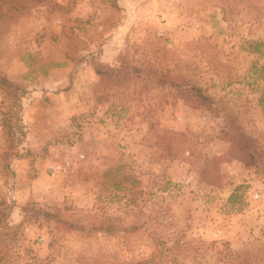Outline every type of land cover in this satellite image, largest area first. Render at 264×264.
Wrapping results in <instances>:
<instances>
[{
    "label": "rangeland",
    "instance_id": "obj_1",
    "mask_svg": "<svg viewBox=\"0 0 264 264\" xmlns=\"http://www.w3.org/2000/svg\"><path fill=\"white\" fill-rule=\"evenodd\" d=\"M50 4L22 15L0 6V72L24 88L14 150L0 96V202L11 205V224L33 200L83 229L31 225L19 250L43 264H217L215 245L264 264V176L225 160L221 188L201 178L228 151L222 126L264 167V46L250 47L264 43V0ZM123 59L193 81L224 115L189 108L139 72L127 83L101 82L95 63ZM157 131L184 133L185 150L171 158L152 146ZM105 220L122 230H91ZM131 227L138 230L123 231Z\"/></svg>",
    "mask_w": 264,
    "mask_h": 264
},
{
    "label": "trees",
    "instance_id": "obj_2",
    "mask_svg": "<svg viewBox=\"0 0 264 264\" xmlns=\"http://www.w3.org/2000/svg\"><path fill=\"white\" fill-rule=\"evenodd\" d=\"M51 1L52 0H0V6H9L11 12L15 15H22L30 8L39 5L49 4L51 9H55L56 7L50 4ZM263 46L264 43L258 42H252L250 44L251 50L254 53H260L261 47ZM94 69L96 74L101 77V82L106 85L112 83H127L133 80V74H138L139 72L144 74L145 78L155 86L168 88L175 99L182 100L189 108L209 113L215 118L224 115L223 109L207 94L203 87L191 80L173 75L169 70H164L151 64L145 67H138L129 62L125 63L124 59L119 67H111L96 62ZM136 76H140V74ZM23 94L24 88L21 84L11 82L5 74L0 72V96L2 98L1 105L4 110L1 112V126L9 150L16 149L18 145L20 120L17 116L19 109H21V98ZM220 130L225 138H227L228 151L224 157L213 158L202 168L201 178L205 184L217 188L223 186L224 176L221 173L219 165L225 160H239L249 169H253L257 174L264 176V167L256 158L248 142L238 135L227 131L226 126H222ZM151 131L156 133L152 125ZM155 136L157 141L153 143L152 146L163 148L171 158L176 156L174 152H183L186 148L185 141L187 136L184 133L166 132L165 135H160L157 131ZM175 140L178 141L175 143ZM132 180L134 184H137L136 180ZM132 188H135V185ZM11 210L12 207L7 201L0 202V264H22L23 262L24 264H43V261L39 260L30 249L23 248L22 251L19 250L20 247H18V243L23 237L22 232L28 226H40L44 222H48L54 224L55 229L59 231L73 232L83 229L82 225L67 220L57 212H52L38 206L33 200H30L21 208V220L17 224H11L9 221ZM90 228L93 232H100L107 235H114L119 230H122L111 220H105L98 225H91ZM137 230V227L123 229L125 233L131 231V234ZM179 245L178 242V248H180V246H189L186 242ZM212 248L216 250L217 264H253V258L251 256L234 252L228 246L215 249L214 245ZM150 262L154 263V259Z\"/></svg>",
    "mask_w": 264,
    "mask_h": 264
}]
</instances>
